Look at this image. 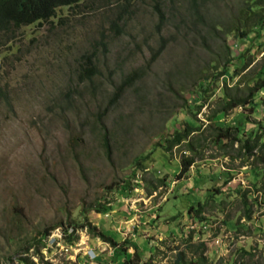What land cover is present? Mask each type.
<instances>
[{
	"label": "rangeland",
	"instance_id": "rangeland-1",
	"mask_svg": "<svg viewBox=\"0 0 264 264\" xmlns=\"http://www.w3.org/2000/svg\"><path fill=\"white\" fill-rule=\"evenodd\" d=\"M223 2L209 0L208 13L224 15ZM92 5L59 8L51 22L23 26L0 49V76L13 98L0 122V264H22L19 256L35 264H123L90 227L129 247L126 258L136 244L150 264H174L179 253L180 264H264V160L241 156L237 143L223 148L214 131L241 123L238 136L264 129V91L255 96L257 108L213 117L215 95L239 79L232 60L214 95L195 98L226 52L254 58L240 75L258 71L264 30L244 43L222 32L213 41L203 27L175 21L188 14L186 0ZM92 40L105 45L96 47L92 79H79ZM181 119L195 129L193 151L183 142L166 152ZM183 156L194 163L178 177ZM49 227L40 259L35 246L26 248ZM66 228L68 243L58 238Z\"/></svg>",
	"mask_w": 264,
	"mask_h": 264
},
{
	"label": "trees",
	"instance_id": "trees-1",
	"mask_svg": "<svg viewBox=\"0 0 264 264\" xmlns=\"http://www.w3.org/2000/svg\"><path fill=\"white\" fill-rule=\"evenodd\" d=\"M110 0H0V49L6 44L12 42L17 36L19 31L23 26H28L34 23L42 24L43 22H51L50 19L55 16L56 10L62 7H67L69 9H74L79 7V5H90L92 4H104L108 5ZM209 0H186L188 14L179 15L176 17L175 21L179 19V22L185 23L188 20V23L193 27H203L206 37L212 39L213 41L218 39L216 33H225L238 40L246 39L248 36H252L254 40L260 37L261 32L264 30V0H232V7H227V1L223 2L224 15L209 14L206 7V3ZM157 3V2H156ZM158 16L162 20L163 15L160 14V10L156 7ZM117 17L120 18L122 14L126 12V6L117 11ZM127 13V12H126ZM176 13V11L171 12V14ZM189 15V16H188ZM108 19L109 17H105ZM122 18V17H121ZM111 19H109V22ZM185 26V24H184ZM110 27V26H109ZM117 25L112 24L111 28L114 30ZM216 32V33H215ZM198 38L201 41L205 39L201 36V33L196 32ZM163 42V43H162ZM164 41H161L160 48L163 46ZM105 42L103 40H92L88 42L90 53H84L81 55V63L79 64L78 69V78L83 80H91L92 76L95 74L96 65L94 60L96 59V47H103ZM245 45V44H243ZM250 45H245V50L248 51ZM1 53V51H0ZM15 56V55H13ZM235 56V55H234ZM222 57L225 58L223 66L215 65L211 66V71L209 75H204L202 78L204 85L196 86L195 90L198 95H195L196 99L207 100V97L213 96L216 88L215 82L218 80L219 76L227 72L229 64L232 60H237L239 62L240 68L234 69L233 75L238 76L237 79L232 85L224 83L223 87L220 89L217 95L214 98V109L212 111V116L224 115L230 110H234L238 107L245 109L257 108L260 105V102L255 98L256 94L259 91H264V55L260 60L262 61L258 71H255L254 68L248 69L245 73L240 75V73L247 68L254 58L245 55L243 52H240L235 57H230V53L226 52ZM6 57L0 58V68L5 62ZM228 62V63H227ZM227 63V64H226ZM134 74L132 73V77ZM128 80L124 81V84ZM121 87L119 86L115 93L113 94L112 101L120 94ZM67 96V94H66ZM65 97V94H64ZM200 97V98H198ZM188 109L192 108L186 104ZM197 111L201 108L202 104H195ZM13 107V98L12 93L9 88V85L6 81H3L0 76V122L5 116V111L11 110ZM243 116L242 114H240ZM212 116L210 119H212ZM183 117V116H182ZM245 118V116H243ZM248 120V119H245ZM179 128L181 131H174L170 139H165L164 150L166 152L171 151L174 146H178L185 142L184 150L193 151L194 141L190 138V133L195 131L194 127L187 121L181 119ZM244 123H241L240 126L219 128L215 127V141L220 143L222 147H233L237 143V151L241 156H251L253 159L259 162L264 160V139L262 140V135L264 129L262 127L256 132L249 131L248 133H242V136L236 134L237 130H242L244 128ZM261 126V122L258 123ZM258 151V153H257ZM139 160L136 164H139ZM181 162V163H180ZM180 163V172L178 177H181V174L186 172L188 168L194 163V157H184L179 161ZM162 179H159L161 182ZM224 181V183H226ZM229 182V181H228ZM126 184V185H125ZM123 186L129 184L126 181ZM121 190H125L121 188ZM211 194V192H210ZM203 206L198 203L197 208L194 209L195 214H199L202 211ZM192 206L190 211H192ZM98 212H101L99 210ZM249 218V215H247ZM77 226V225H76ZM54 227H49L42 231V239H34L37 244L28 245L26 250L30 247L35 246V252L38 253L40 259L43 258L40 253L39 245L45 247L44 243H41L42 240L47 238V235L51 232ZM71 229V233H74L75 228ZM67 228L63 231V239L66 243L72 241L71 235H68ZM69 233V234H71ZM92 237L100 238L102 241L110 244L114 250L122 256L123 264H150V262L144 258V255L139 251L136 244L133 243V253L131 258H126L127 249L129 247H121L119 243L113 240L109 235L103 233V231H96L95 228L90 227L89 232ZM40 240V241H39ZM128 242V241H127ZM39 243V245H38ZM37 246V248H36ZM196 249H203L202 245ZM22 251V250H20ZM183 260V254L179 253L176 256V261L174 264H180ZM18 261H21L22 264H35L34 261L28 259L27 257L19 256Z\"/></svg>",
	"mask_w": 264,
	"mask_h": 264
},
{
	"label": "built area",
	"instance_id": "built-area-1",
	"mask_svg": "<svg viewBox=\"0 0 264 264\" xmlns=\"http://www.w3.org/2000/svg\"><path fill=\"white\" fill-rule=\"evenodd\" d=\"M58 238L60 239V234H58ZM60 246L61 249H64V245L62 246V244H58Z\"/></svg>",
	"mask_w": 264,
	"mask_h": 264
},
{
	"label": "clouds",
	"instance_id": "clouds-1",
	"mask_svg": "<svg viewBox=\"0 0 264 264\" xmlns=\"http://www.w3.org/2000/svg\"><path fill=\"white\" fill-rule=\"evenodd\" d=\"M180 170V169H179ZM71 230V229H70ZM48 237V236H47ZM60 239L62 240V238H63V232L62 233H60ZM46 239V238H45ZM63 242V241H62ZM64 243V242H63Z\"/></svg>",
	"mask_w": 264,
	"mask_h": 264
}]
</instances>
